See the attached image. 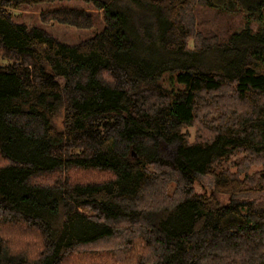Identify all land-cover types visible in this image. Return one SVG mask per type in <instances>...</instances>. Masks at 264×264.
I'll return each mask as SVG.
<instances>
[{
	"label": "trees",
	"instance_id": "obj_1",
	"mask_svg": "<svg viewBox=\"0 0 264 264\" xmlns=\"http://www.w3.org/2000/svg\"><path fill=\"white\" fill-rule=\"evenodd\" d=\"M50 1L0 0V264H264V0Z\"/></svg>",
	"mask_w": 264,
	"mask_h": 264
},
{
	"label": "rangeland",
	"instance_id": "obj_2",
	"mask_svg": "<svg viewBox=\"0 0 264 264\" xmlns=\"http://www.w3.org/2000/svg\"><path fill=\"white\" fill-rule=\"evenodd\" d=\"M59 7H76V8H85L91 10L93 12L96 11L95 8L89 2H85L83 0H56L50 2H41L32 5H20L14 9H10L13 12V19L16 22H23L27 25V27H31L33 25L42 26L46 30L51 31L59 40H62L66 43H76L81 40L88 39L95 35L96 32L100 31L101 26L96 22L95 25L91 28L86 29H77L69 25H65L62 23H49L47 25L42 24L39 19V14L45 12L47 10H51ZM191 46V42H189ZM186 131L190 134L191 139L194 137L195 128L187 127ZM263 170L264 171V163L258 166H253L251 171ZM211 177L208 175H201L199 180L194 183V188L197 192H205L210 188Z\"/></svg>",
	"mask_w": 264,
	"mask_h": 264
}]
</instances>
